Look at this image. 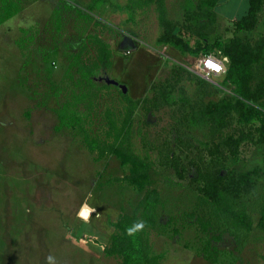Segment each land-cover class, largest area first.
Masks as SVG:
<instances>
[{
    "label": "rangeland",
    "instance_id": "1",
    "mask_svg": "<svg viewBox=\"0 0 264 264\" xmlns=\"http://www.w3.org/2000/svg\"><path fill=\"white\" fill-rule=\"evenodd\" d=\"M25 2L24 17L0 24V264H48L49 256L54 264H121L119 255L104 252L112 221L121 211L141 215L139 200L151 189L159 192V203L147 237L161 264H264V230L233 231L197 199L206 173L247 170L261 166L264 158L257 120L240 123L231 113L225 129L213 133L188 123L184 97L198 100V79L213 89L200 94L203 101L233 98L234 84L224 73L206 75L198 67L202 52L183 56L171 42L157 41L163 28L156 0ZM185 4L164 0L174 33L191 47L233 36L254 45L264 34V0L250 31L234 27L247 11V0H217L204 41L188 28ZM22 28L36 35H22ZM93 36L109 46L107 69L92 66L98 56ZM209 54L224 57L217 48ZM81 64L94 68L91 81L81 79ZM253 71L254 85L264 79V67L254 64ZM120 89L140 100L130 144L135 154L151 160L147 183L126 177L132 160L121 161L113 152L98 157L83 139V127L92 136L106 137L107 111L121 114L126 102ZM240 133L247 138L235 156L218 144L219 134ZM168 160L176 161L180 173ZM256 186L241 196L254 223L260 217L264 174ZM200 217L210 218L206 231Z\"/></svg>",
    "mask_w": 264,
    "mask_h": 264
},
{
    "label": "trees",
    "instance_id": "2",
    "mask_svg": "<svg viewBox=\"0 0 264 264\" xmlns=\"http://www.w3.org/2000/svg\"><path fill=\"white\" fill-rule=\"evenodd\" d=\"M104 1L93 0L96 5ZM216 1L198 0V5L194 7L191 0H186L184 6L186 11L185 20L189 22V29L194 27L195 31L192 30V32L200 40L204 41L209 35L215 14L212 8ZM262 1L247 0V11L236 19L234 23L235 30L250 31L255 28L260 19ZM156 2L159 11L158 20L163 28V32L157 41L160 43L171 42L185 54L194 56L199 52H202L203 56L207 55L209 50L217 48L224 58H227L224 79L234 84L233 98L203 101L200 94H212L213 89L206 79H198L199 82L197 83H200L199 86L201 87L198 100L195 101L189 96L184 97V105L189 110L188 123L194 127H207L213 133L217 129H225L229 123L230 114L234 113L240 123H249L252 120L258 121L257 141L264 146V79H257L254 85L251 83L254 64L264 67V34L258 38L254 45L239 36H233L228 42L216 41L212 45L204 43L203 47H191L189 42L174 33L173 23L166 16L167 11L164 0H156ZM195 8L198 12L194 10ZM93 38L98 44V56L92 66H104L107 69L111 64L109 46L107 42L102 41L98 36H93ZM93 67L89 68L83 64L78 66L81 79L91 81L93 73H95ZM120 94L122 95L121 99L126 100L123 105V112L114 114L113 111H107L108 131L105 132L106 137L92 136L83 127V139L88 149L97 151L98 157L113 152L122 159L121 161L132 160V171L126 177L130 180L134 178L135 181L141 178L144 183H147L151 160L147 159L146 156L135 154L130 144L132 116L140 100L128 97L126 92L123 93L121 89ZM162 95L166 99L168 94L163 92ZM63 112H67L66 108ZM62 118L65 120L66 115H62ZM74 119L76 121L81 120V115L78 114ZM246 138L247 136L242 133L238 135L226 134V136L219 134L218 144H223L228 152L235 156L238 153L239 144ZM172 158L177 160L175 156H172ZM166 164L171 165L180 173L176 161L169 162L168 160ZM261 174H264V158L261 166L247 170L231 168L225 174L208 172L203 176V181L199 186L201 194L197 197L198 202L207 208V213L210 216L224 219V223L233 231L244 230L247 232L257 227L264 230V194L260 195V217L256 223H254V216L248 211L246 203L241 199L244 193L257 189V177ZM158 203L159 192L157 189H151L139 200L138 208L141 210V215L137 216L135 212H120L117 219L112 221L114 231L110 234L109 244L106 247L104 246V252L107 256L119 255L121 264H161L159 257L151 254L152 247H150L147 237L148 228L153 225L156 219L155 209ZM209 219L203 220L202 217L198 219L205 231L210 226ZM140 224H143L142 228L137 227Z\"/></svg>",
    "mask_w": 264,
    "mask_h": 264
},
{
    "label": "crops",
    "instance_id": "3",
    "mask_svg": "<svg viewBox=\"0 0 264 264\" xmlns=\"http://www.w3.org/2000/svg\"><path fill=\"white\" fill-rule=\"evenodd\" d=\"M39 0H32V4L38 2ZM28 4L25 2V0H0V24H6L9 22L10 19L15 17L16 15H20L21 17H24L23 15L26 14L25 12L28 10ZM41 6V5H38ZM39 10V9H38ZM33 14V13H32ZM30 14V15H32ZM243 15V14H242ZM28 16V15H27ZM42 17V15H40ZM239 18V17H238ZM33 22V21H32ZM23 29L22 35H36L34 32L33 33H27L26 29ZM6 35V34H4ZM178 51H172L171 53L176 54ZM183 52V51H181ZM184 56V52H183ZM222 57L221 59H223ZM226 58V57H225ZM227 61V58L225 62ZM225 65V64H224Z\"/></svg>",
    "mask_w": 264,
    "mask_h": 264
},
{
    "label": "built area",
    "instance_id": "4",
    "mask_svg": "<svg viewBox=\"0 0 264 264\" xmlns=\"http://www.w3.org/2000/svg\"><path fill=\"white\" fill-rule=\"evenodd\" d=\"M225 60L226 58L218 59L211 54H207L199 59L198 67L206 75H220L223 73L225 74Z\"/></svg>",
    "mask_w": 264,
    "mask_h": 264
},
{
    "label": "clouds",
    "instance_id": "5",
    "mask_svg": "<svg viewBox=\"0 0 264 264\" xmlns=\"http://www.w3.org/2000/svg\"><path fill=\"white\" fill-rule=\"evenodd\" d=\"M137 227H143V224L137 225ZM131 231V230H130ZM48 264H54V258L49 256L48 258Z\"/></svg>",
    "mask_w": 264,
    "mask_h": 264
},
{
    "label": "water",
    "instance_id": "6",
    "mask_svg": "<svg viewBox=\"0 0 264 264\" xmlns=\"http://www.w3.org/2000/svg\"><path fill=\"white\" fill-rule=\"evenodd\" d=\"M120 87L122 88L123 91L126 90V85H124V84H120Z\"/></svg>",
    "mask_w": 264,
    "mask_h": 264
},
{
    "label": "snow or ice",
    "instance_id": "7",
    "mask_svg": "<svg viewBox=\"0 0 264 264\" xmlns=\"http://www.w3.org/2000/svg\"><path fill=\"white\" fill-rule=\"evenodd\" d=\"M85 215H86V213H85Z\"/></svg>",
    "mask_w": 264,
    "mask_h": 264
}]
</instances>
